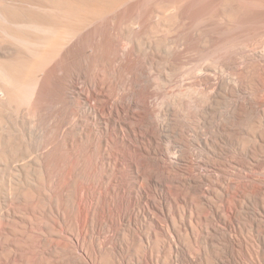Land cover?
Wrapping results in <instances>:
<instances>
[{"label": "rangeland", "instance_id": "rangeland-1", "mask_svg": "<svg viewBox=\"0 0 264 264\" xmlns=\"http://www.w3.org/2000/svg\"><path fill=\"white\" fill-rule=\"evenodd\" d=\"M107 1L2 99L0 264H264V0ZM46 2L0 3L6 65Z\"/></svg>", "mask_w": 264, "mask_h": 264}, {"label": "bare ground", "instance_id": "bare-ground-1", "mask_svg": "<svg viewBox=\"0 0 264 264\" xmlns=\"http://www.w3.org/2000/svg\"><path fill=\"white\" fill-rule=\"evenodd\" d=\"M14 1L16 0H0V3L2 5L6 3L7 5V2L14 3ZM102 1L104 0H47L45 5L40 6L38 4L42 5V3H38L37 5L35 3L34 10H30L26 12L27 18L25 20L23 18L22 20L24 21L19 22L20 27L23 26L25 28L24 32H20L14 35L17 36L22 43L28 45V48L32 50L35 58L33 59L25 55H19L17 58L13 59L12 65H6L5 62H2L0 60V106L3 97L6 96L8 97V100L12 102L13 101L15 102V100L18 101V99H23V98H24L23 100H19V101H24L25 99H26L25 101H28L31 100V98H33L37 86L39 74L44 69L45 64L49 62L53 57L58 55L61 48H63L64 45L66 44L67 40H65V38L66 39L67 37L69 38V36H66L67 34L66 32L67 30L71 29L69 27L71 26L74 28V29L72 28L73 29L72 31L74 30L78 31L81 28L80 26L78 28V24H81L78 22L76 26H72V22L70 21L71 19H69L70 15L68 14L71 15L73 14L72 17L75 16L74 18L79 17L80 16L79 14L83 9L96 5L99 2L102 3ZM109 1L110 0L107 1L108 2L107 4H110L109 7L111 6L113 7L115 4L117 5L118 2H121L120 0H111V2L109 3ZM104 5L107 7L106 4ZM250 5L253 4L250 3ZM36 6L37 8L38 6L40 7L39 8L40 10L38 9L39 11L37 10L35 11V9H37ZM3 13H1V18H8L7 15ZM249 15L245 17L243 16L242 18L245 20L241 18L238 25L236 21V25H235L236 27L233 26L232 30L234 32L236 30L240 31V33L245 32L246 34L248 31L250 32L252 28L256 30L255 27L257 25H259L258 28H260V24L261 27H264L262 26L264 24L262 23L263 20L262 22L254 20V17H249ZM255 18L258 17L255 16ZM259 19L260 18H258V20ZM16 25L18 26V24ZM254 29L252 31H254ZM229 30L231 31V29ZM72 31H70L71 34ZM74 32L76 33V31Z\"/></svg>", "mask_w": 264, "mask_h": 264}]
</instances>
